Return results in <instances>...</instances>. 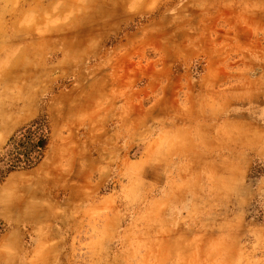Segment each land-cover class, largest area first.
Here are the masks:
<instances>
[{
	"label": "rangeland",
	"instance_id": "1",
	"mask_svg": "<svg viewBox=\"0 0 264 264\" xmlns=\"http://www.w3.org/2000/svg\"><path fill=\"white\" fill-rule=\"evenodd\" d=\"M38 119L0 264H264V0H0V160Z\"/></svg>",
	"mask_w": 264,
	"mask_h": 264
},
{
	"label": "trees",
	"instance_id": "2",
	"mask_svg": "<svg viewBox=\"0 0 264 264\" xmlns=\"http://www.w3.org/2000/svg\"><path fill=\"white\" fill-rule=\"evenodd\" d=\"M21 131L17 141L9 140L11 148L0 160V182L13 171L34 167L42 158L49 134L46 121L35 120Z\"/></svg>",
	"mask_w": 264,
	"mask_h": 264
},
{
	"label": "bare ground",
	"instance_id": "3",
	"mask_svg": "<svg viewBox=\"0 0 264 264\" xmlns=\"http://www.w3.org/2000/svg\"><path fill=\"white\" fill-rule=\"evenodd\" d=\"M15 181L18 182V181H17V177H11V178L8 180L7 185H8V186L13 185V184L15 183Z\"/></svg>",
	"mask_w": 264,
	"mask_h": 264
}]
</instances>
